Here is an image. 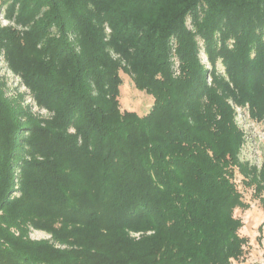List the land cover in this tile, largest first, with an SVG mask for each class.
Masks as SVG:
<instances>
[{"label": "trees", "instance_id": "16d2710c", "mask_svg": "<svg viewBox=\"0 0 264 264\" xmlns=\"http://www.w3.org/2000/svg\"><path fill=\"white\" fill-rule=\"evenodd\" d=\"M0 5V54L49 112L0 75V264L243 257L236 178L264 202V165L242 159L238 115L264 122V0ZM121 71L146 113L121 109Z\"/></svg>", "mask_w": 264, "mask_h": 264}, {"label": "rangeland", "instance_id": "374dc122", "mask_svg": "<svg viewBox=\"0 0 264 264\" xmlns=\"http://www.w3.org/2000/svg\"><path fill=\"white\" fill-rule=\"evenodd\" d=\"M4 8V5H0V22L2 25L10 22ZM202 57L203 61L206 62L207 56L204 51H202ZM218 65L222 68L220 62ZM0 75L7 83L6 89L9 95L25 93L24 103L30 105L35 114L49 115L45 108L36 104L21 78L9 69L2 54H0ZM121 75L123 77L119 97L121 109L136 111L139 114L146 113L154 102L153 95L137 88L132 75L124 71H121ZM239 112L238 122L247 134L242 159L261 167L264 165V122L256 123L249 118L247 111L243 109H240ZM241 178L240 176L236 178L237 183L250 206L249 208H237L235 214L244 223L240 233L248 238V243L245 246L244 256L239 260H234L233 264H264V202L260 197L254 195L251 187L244 186L241 183ZM134 235L137 236V233H134ZM30 237L32 239H48L51 235L45 231L31 229Z\"/></svg>", "mask_w": 264, "mask_h": 264}, {"label": "built area", "instance_id": "2783aa9c", "mask_svg": "<svg viewBox=\"0 0 264 264\" xmlns=\"http://www.w3.org/2000/svg\"><path fill=\"white\" fill-rule=\"evenodd\" d=\"M137 235H139V233H137Z\"/></svg>", "mask_w": 264, "mask_h": 264}]
</instances>
